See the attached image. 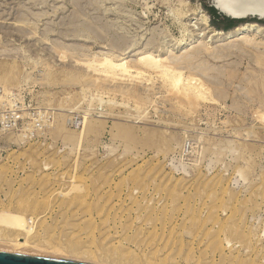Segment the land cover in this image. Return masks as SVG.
Wrapping results in <instances>:
<instances>
[{
	"label": "rangeland",
	"instance_id": "rangeland-1",
	"mask_svg": "<svg viewBox=\"0 0 264 264\" xmlns=\"http://www.w3.org/2000/svg\"><path fill=\"white\" fill-rule=\"evenodd\" d=\"M211 2L0 0V212L32 221L38 245L22 252L264 264V49L209 42L231 31L211 25ZM191 46L213 53L181 69L203 100L84 64L148 50L179 61Z\"/></svg>",
	"mask_w": 264,
	"mask_h": 264
},
{
	"label": "bare ground",
	"instance_id": "bare-ground-1",
	"mask_svg": "<svg viewBox=\"0 0 264 264\" xmlns=\"http://www.w3.org/2000/svg\"><path fill=\"white\" fill-rule=\"evenodd\" d=\"M217 4L222 10L228 11L233 15L235 14L236 16H243L245 15V13L248 12L252 13L250 16L243 18V20L259 21L257 20L255 14H258L261 18H264V0H217ZM249 32H252L253 36L262 35L264 34V28L254 23H247L240 27L234 28V30H231L226 33H213L210 35L211 38L209 42H214L213 41L214 39H218L220 41L228 43V41L232 39L233 41L239 42L241 46H243V48L249 47L252 49H257L258 47H262L264 49V41L261 44H258L257 42L256 45V43H253V40L247 36ZM185 49L186 50L182 52V54L184 55L180 58L179 61L178 60L172 61L171 57L170 58L163 57L162 55H160V53L154 54V52H149L150 50H148L146 52L141 53L142 55L136 58L131 63H127V62L116 63L108 57H102L98 60L93 59L92 61L84 62V64L86 65V68L88 67L87 69H91L94 72H99L101 76L105 78L124 80L126 79L125 77H128V79L133 78L141 81L143 80L145 82L160 80L161 84L164 87H170L171 89H175V91H177L180 95H182V97H185L184 99H187V101L190 100L194 101V99L196 100L197 98H202L203 100V97H205L204 96L205 88H203L204 82L202 83L198 79H195L193 77L194 74H191L193 71L192 72L189 71L188 74L186 75L187 71L186 73H183L181 72V69L183 66L189 65L191 61L190 55L193 56V58H195L197 56V53L200 55L202 54L207 55V53L208 55L210 53L213 55V53L212 51H209L207 48L204 49L202 48L203 50H200V48H198V50H194L193 46H191ZM153 74L155 77H151ZM31 224L32 221L29 218L24 217L22 215L11 214L5 211L0 212V233L3 230H9L12 234L9 236L0 234V249L1 247H7V248H11L12 250H16V251L19 250L20 252H22V250H25L27 248L37 247L36 245L38 244H34L30 242V240L34 237L36 233V231H34V226H32ZM43 243L45 245V242ZM51 249L52 250H49L51 252L52 251L54 252L56 250L54 248ZM38 250L41 251L40 249ZM45 250L46 249L44 248L43 252ZM58 252H60V250H58ZM59 255L61 254L59 253ZM93 261L94 260H92V262Z\"/></svg>",
	"mask_w": 264,
	"mask_h": 264
},
{
	"label": "water",
	"instance_id": "water-1",
	"mask_svg": "<svg viewBox=\"0 0 264 264\" xmlns=\"http://www.w3.org/2000/svg\"><path fill=\"white\" fill-rule=\"evenodd\" d=\"M212 7L217 11L218 14L229 18L231 20L241 21L243 18L250 16L252 13H245L243 16H236L232 13L222 10L218 4L217 0H212ZM257 20L263 21L258 14H255ZM0 264H81L77 262L64 261L60 259L28 254V253H17L9 251H0Z\"/></svg>",
	"mask_w": 264,
	"mask_h": 264
},
{
	"label": "trees",
	"instance_id": "trees-1",
	"mask_svg": "<svg viewBox=\"0 0 264 264\" xmlns=\"http://www.w3.org/2000/svg\"><path fill=\"white\" fill-rule=\"evenodd\" d=\"M204 8L208 12L211 18V25L217 28L218 30H222V31L232 30L237 27L238 23L242 22V21L231 20L229 18L224 17L218 14L214 8H207L205 6Z\"/></svg>",
	"mask_w": 264,
	"mask_h": 264
}]
</instances>
